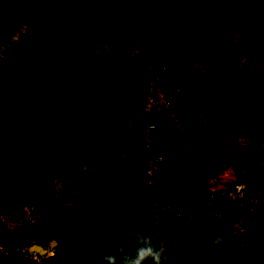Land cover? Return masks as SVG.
I'll use <instances>...</instances> for the list:
<instances>
[{"label": "trees", "instance_id": "16d2710c", "mask_svg": "<svg viewBox=\"0 0 264 264\" xmlns=\"http://www.w3.org/2000/svg\"><path fill=\"white\" fill-rule=\"evenodd\" d=\"M37 1L41 4L38 3L43 15L49 11L54 12L51 25L47 26V30H41L39 26L42 20L33 23L27 18L24 23L26 28L21 35L10 45L0 48V69L12 66L13 59L9 54L11 50L24 48L29 42H37L34 49L40 51L38 46L43 44L45 48L42 63L39 69H33V75L36 84L45 90L48 100L41 98L43 103L38 108L36 120L26 132L24 143L19 140H0V170L10 177L11 181L6 183L8 186L12 182L15 186L23 187V193L26 194L22 199L23 203L32 206L38 213L39 243L55 239L59 244L41 264H103L101 259L103 254L114 252L117 244L128 247V241L135 239L134 234L137 231L150 235L158 246L155 242L157 233L153 225H150L152 216L149 210L148 183L143 162L137 158H129L127 163L123 164L119 155V144L125 127L123 115L120 113V108L125 106V102L114 94L120 82L119 69L116 78L111 82L108 81L101 66L85 65L82 71H78L80 81L72 83V87L69 88V105L58 100L60 84L56 81L55 73L66 45L88 36L107 34L116 36L125 44L135 43L150 31L160 17L169 12V7L160 0H28L30 8L35 6L34 3ZM16 2L17 0H0V41L10 38L16 30ZM218 11L222 17L236 21L255 19L261 26L264 0H218ZM29 34L34 36L33 41L28 37ZM202 43L199 33H196V29L191 25L186 30L183 41V60L188 57L194 59L193 53H197L201 59ZM223 43L221 38L213 40L214 50L223 46ZM32 57L30 51L29 55L19 59L22 64L27 65L28 61H32ZM183 60L179 59L175 63L182 66ZM236 69L241 73L237 76L234 97L226 96V88L217 94L219 98L210 96L218 103V110L224 114V117H214L210 126L201 125L199 121L194 122L186 130L190 139L194 140L200 132L209 137L221 134L228 139L227 146L231 147L234 141H239V135L251 141L254 135L264 137V126L259 119H254L248 113L254 91L259 93L262 89L257 85L251 86V80L245 73L252 70L251 67H236ZM141 76L138 68L137 77L141 79ZM104 90L108 92L106 96L98 95ZM203 96L204 94L200 97L205 101L208 100ZM60 108L64 110L63 119L68 127L67 136L72 143L69 147L64 146L60 139L53 138L50 133V127L54 125L52 119L57 116L56 111ZM186 111L182 109L181 113L184 114ZM141 119L144 120L143 115ZM140 125L143 123L140 122ZM139 127L141 126L132 128V135L138 132ZM237 127L240 129L238 133ZM20 145L22 149L19 148ZM180 148V144L173 145L175 153ZM207 150L209 151L208 145L194 144L193 153L198 156V161L193 160L190 165L183 166L181 171L172 172L164 178L152 177L155 187L158 190L173 191L176 196L181 193L185 185V181L183 185L179 184L181 181L179 176L181 177L182 174L198 175L200 168L204 169L205 173H211L213 169L235 166L237 162L258 165L255 147L250 144L238 146L233 153H229L230 150H223L215 154L209 153L207 157L203 156ZM58 176L76 180L81 201L112 209V214L87 219L85 223L87 222L88 227H85L79 218L68 222L64 209L58 204L53 191V180ZM198 179L202 180L199 176L195 183ZM177 188L178 192H175ZM188 188L193 198L199 189L194 184L188 185ZM190 201L189 197L185 200L187 205ZM218 203L226 206L223 200ZM2 205L0 201V206ZM260 208L257 216L261 212ZM184 215L182 213L178 216L167 212L164 216L173 223L185 219ZM194 219L197 220L195 215ZM144 222L147 226L141 230ZM195 227L194 224L190 226L183 224L176 228L166 227L163 230L162 225L160 226L163 240L165 238V246L169 250V262L228 264L225 242L214 243L207 248L200 243L195 244ZM98 232L107 239L103 254L100 243L92 236L93 233ZM171 233L173 236L176 235V245L169 241L167 235ZM179 234L185 236L184 242L177 239ZM255 243L261 246L259 253L264 250L262 237H259ZM171 246L175 247V251ZM190 259L193 263H189ZM254 262L264 264V260H259L258 257ZM239 263L245 264L242 258ZM246 264L253 263L246 261Z\"/></svg>", "mask_w": 264, "mask_h": 264}, {"label": "rangeland", "instance_id": "374dc122", "mask_svg": "<svg viewBox=\"0 0 264 264\" xmlns=\"http://www.w3.org/2000/svg\"><path fill=\"white\" fill-rule=\"evenodd\" d=\"M154 1V0H148ZM163 1L168 7L169 12L160 17L156 23L152 26L150 31L140 40L132 44L122 43L116 36L107 34V35H93L88 36L83 39H79L71 44H68L64 47L62 51V60L55 73L56 81L60 84L58 90V100L65 105H69L68 96L69 88L72 87V83L80 81V76H78V71H82L85 65H98L101 66L102 70L106 73L108 81L113 82L117 76V71L119 69L120 79L116 87V93L118 98L126 103L129 97L139 99L141 95L142 82L137 77L139 65L142 63H149L156 65L160 62H173L177 60H183L182 57V48L183 41L186 35V30L193 25L196 29V33H199V38L201 41H204L205 35L202 29L201 21L199 19H205L203 15H208L211 18L212 25H221V18L218 11V0H160ZM207 1L209 3H207ZM35 2V6L30 8L28 0H17L16 2V30L8 39L0 41V48H4L6 45H10L14 39L21 35L22 31L26 28L24 25L26 19L40 22L42 20L41 26L39 28L47 30V26L51 25L52 16L54 17V12L49 11L46 14H42V9L40 5ZM210 7V8H209ZM30 12V15L28 16ZM199 13V15L197 14ZM32 14V15H31ZM227 18V17H226ZM197 20V21H196ZM227 20V19H226ZM252 20V21H251ZM240 21L243 24L240 26H245L248 22L250 26L256 23L255 19ZM36 22V23H37ZM252 24V25H251ZM257 24V23H256ZM259 24V23H258ZM262 24V23H261ZM235 27L237 25H234ZM207 27V26H206ZM37 31V30H36ZM217 29H215V34H217ZM38 32V31H37ZM28 37L33 41L34 36L29 34ZM46 38V37H45ZM258 38V37H257ZM255 38V39H257ZM216 37H212L211 40H215ZM36 40V38H35ZM38 40V39H37ZM37 46L36 43L29 42L24 48H16L9 52L10 56L13 59L12 66H8L6 69H0V140H11V141H21L24 143L26 140V132L33 124V121L37 118L38 108L43 102L42 99L48 100L46 97L45 90L36 84L35 77L33 75V69H39L42 63V57L44 52L43 44L39 45L40 51L34 49ZM23 47V46H22ZM32 49V50H31ZM30 51L33 54L32 61H28V64H22L19 58L29 55ZM136 53L134 59L129 57L130 53ZM231 58V57H230ZM188 58H185L181 63L184 69H189L191 66H188ZM199 60L197 55L194 59ZM20 63L22 65H20ZM20 67H17L19 66ZM118 66V67H117ZM35 71V70H34ZM37 72V71H35ZM191 72V71H190ZM238 72V71H235ZM262 78L256 84L257 86L263 85L264 81V67L261 68ZM241 72H239L240 74ZM246 75L253 80L255 78L254 70H249L245 72ZM235 76V73L234 75ZM255 80V79H254ZM130 81V84H129ZM191 83V82H190ZM229 91L226 93L227 97H234V92L237 89V84L235 85L232 81L230 82ZM262 88V87H261ZM264 89V88H263ZM186 94L194 105H199L202 103L203 98L200 96L208 92L205 88H196L194 84L185 85ZM264 91L256 92L251 99L250 107L248 113L251 114L254 119H259L261 125L264 126ZM107 91L104 90L102 94L98 95H107ZM213 96H216V92H212ZM197 94V95H195ZM42 98V99H41ZM65 107V106H64ZM259 107V116H254V109ZM175 110L182 115L180 107H174ZM42 109V108H41ZM63 108H60L56 111L57 116L52 119L54 125L50 127V133L53 138H58L61 140L64 146H71L70 137H68L67 132V123L63 119ZM253 111V112H252ZM263 111V112H262ZM158 122L156 135L159 137L157 143L153 145L155 149H158L166 144V141H171L175 143L179 142L182 134L176 133L173 127L170 125L168 119V112L162 111L160 115L155 118ZM140 121V118L138 119ZM137 121V122H138ZM56 123V124H55ZM237 133L240 129L237 127ZM132 135V133H130ZM188 133L186 132L185 135ZM240 134V133H239ZM238 134V135H239ZM256 135H254L255 137ZM239 137H241L239 135ZM263 138V135H262ZM161 144V145H159ZM236 146V141H234ZM234 145L228 147L224 146V151H229L233 153L236 148ZM22 145L19 146L20 149ZM159 146V147H158ZM120 147V144H119ZM238 147V143H237ZM121 149V147L119 148ZM210 151V152H209ZM204 152L203 156H208L214 154L209 148ZM127 159L137 158L143 162L142 152L139 144L136 141L126 142V148L124 151ZM175 155L176 153L173 152ZM208 154V155H207ZM172 165L162 168L159 172L154 174V176L159 178H164L172 172L181 171L183 168L182 161H178L176 158L172 160ZM251 167V172L246 170L244 172H249L247 178L244 180L246 185L245 194L250 193L253 185V178L259 175L258 165L249 163ZM198 178L200 176L201 181L195 183L196 188L199 189L197 193L202 197L206 198L207 193L210 191L208 187L216 186L211 183V173H205L204 169L199 170ZM153 176V177H154ZM204 176V177H203ZM203 177V178H202ZM252 177V178H251ZM251 179V180H250ZM11 181L10 177L3 174L0 170V201L5 205L6 209H9L12 213H18L24 211V208L35 211L32 206L24 204L22 199L26 196L23 193L22 186H15L11 182L10 186L6 183ZM163 183V181L161 182ZM14 184V185H13ZM183 185L182 182L179 183ZM14 186V187H13ZM78 183L74 179H64L62 176H58L53 180V191L56 197L58 204L64 209L66 218L68 222L79 218V220L85 224V227H88L87 222L85 221L91 217L96 216H110L112 214V209H105L102 207L94 206L87 202L81 201L78 194ZM163 187L164 185H160ZM206 192V193H205ZM194 194V195H195ZM193 195V196H194ZM186 200V199H185ZM182 199L181 193H178L175 196V201L185 202ZM74 203V208H73ZM193 203L192 200L188 204ZM206 209L207 205L205 206ZM206 210V211H207ZM201 211V210H200ZM195 215L198 220L206 219L202 214L203 213H192ZM197 214V215H196ZM201 215V217H200ZM217 224L227 226V221L229 220V215L226 219H214L211 218ZM227 220V221H226ZM225 228V227H224ZM100 232L92 234L94 238L100 243L101 253H104L106 247L105 239ZM222 238V236H221ZM201 242V241H200ZM172 247V246H171ZM116 251V250H115ZM107 254V253H106ZM104 255V254H103ZM119 264V260H118Z\"/></svg>", "mask_w": 264, "mask_h": 264}, {"label": "built area", "instance_id": "2783aa9c", "mask_svg": "<svg viewBox=\"0 0 264 264\" xmlns=\"http://www.w3.org/2000/svg\"><path fill=\"white\" fill-rule=\"evenodd\" d=\"M262 27L257 39H252L244 47L242 53L235 60L230 61L232 66L251 67L255 72V80H251V86L255 87L262 78L261 68L264 67V16L261 20ZM136 53L129 54L134 59ZM141 71L142 89L139 99L129 97L125 106L120 108L123 115L125 127L120 142L119 155L123 164L127 163V157L124 153L126 142L136 141L141 149L143 158V168L148 183V201L151 212V224L157 233L158 246L164 244L162 230L160 229L162 218L167 212L181 215L187 213V204L183 201L178 203L172 192L158 190L155 187L152 177L162 168L172 165V160L182 161V166H188L194 160L198 161V156L193 153L194 144L208 145L212 152L223 151L224 146L228 144V139L223 135L215 136L200 132L193 140L186 134L188 127L199 121L201 125L210 126L214 117L223 118L224 114L218 110V103L214 99L202 100L199 105H194L192 100L186 94V69L173 62H160L156 65L142 63L139 65ZM197 95V94H195ZM174 107L186 109V113L179 115ZM162 111L168 112V121L176 133H181V139L176 144H180V150L173 153L175 143L166 141L164 147L155 149L153 145L157 143L159 137L156 135L157 120L155 119ZM144 117V120L141 117ZM140 118V121L138 119ZM138 121V122H137ZM140 122L143 125H140ZM200 125V126H201ZM139 127L135 135H131L133 127ZM238 135V134H237ZM236 141L237 148L240 145L248 144L255 147L256 161L258 163L259 175L253 178V185L250 193H244L243 197L235 192V186L243 183L247 174L251 172L249 164L237 162L235 166L213 169L211 183L216 184L209 188L206 198L208 216L214 219L229 220L224 235L226 259L228 264H240L242 252L247 245L255 243L259 237L264 239V224H255L253 221L258 214L260 194L264 193V137L257 135L251 139L245 136L238 137ZM161 145V144H159ZM193 154V155H192ZM249 170V172H244ZM182 177V178H181ZM181 180L185 185L181 189L182 199L187 197L192 200L191 190L188 185L194 184L198 178L197 174H182ZM252 178V177H251ZM251 180V179H250ZM162 192V193H160ZM164 192V193H163ZM167 192V193H166ZM169 192V193H168ZM191 195V196H190ZM224 198L226 206L220 205L218 201ZM223 206V207H222ZM228 210V211H227ZM192 219V216H189ZM264 222V221H263ZM39 224L38 213L24 208V211L12 213L0 206V264H41L45 257L52 251L39 255L29 252L31 245L39 243ZM194 221H190L193 225ZM185 236L181 239L185 241ZM128 248L135 247V239H130ZM175 248V247H174ZM175 251V249H173ZM181 254V251H179ZM257 257L264 260V250ZM189 263H193L190 259ZM168 264H171L168 261Z\"/></svg>", "mask_w": 264, "mask_h": 264}, {"label": "crops", "instance_id": "0c3cea01", "mask_svg": "<svg viewBox=\"0 0 264 264\" xmlns=\"http://www.w3.org/2000/svg\"><path fill=\"white\" fill-rule=\"evenodd\" d=\"M207 3L209 2L207 1ZM197 14L199 15V13ZM202 16L205 19L204 20L199 19V20L201 21L202 29L204 30L202 31V33L204 32L205 40L202 41L203 45L200 48L201 59L200 61L197 59H195L194 61H192L191 58L188 59L187 65L191 67L189 69L187 68L186 84L188 85L194 84L195 87L199 86L200 88L204 87L205 89L208 90V92L204 94L205 97H208V95H210L211 97L217 99L219 97L217 95L216 96L211 95L213 94L212 92H216L217 94H219L221 90L226 88L225 93H227L229 91L228 85L230 84L231 81L235 85L237 84L238 82L237 76H239V71L236 69V66H232L230 61L231 59L235 60L238 57V55L242 53L246 44H248L252 39L257 38V36L260 33L262 24L260 26L258 23L257 24L255 23L253 25L251 24L252 26H250V24L247 22L245 26H240L241 24H243L242 22L236 21L234 19H230V18L227 19L225 17H222L221 25L214 26L211 24V21H209L207 14L206 15L202 14ZM234 25H237V26L235 27ZM215 29H217L216 31L217 34L213 35L215 33ZM210 36L216 37V39H219V38L223 39V42H224L223 46H221L217 50H214L213 40H211L212 38H210ZM193 54L195 57L197 56V53H193ZM235 71H238V72H235ZM234 73H235V76H232L234 75ZM260 83H261L260 88L262 87L261 89L264 91L263 89L264 81H263V85H262V82ZM251 106L252 104L249 105V110L252 109V108L250 109ZM252 114H254V116L256 115L259 116V107L254 109V113ZM262 114L264 115V113ZM211 177H212V173H211ZM169 178L171 177L169 176ZM179 179H181L180 176H179ZM180 182L183 183V180H181ZM211 187L213 188L214 186H211ZM211 187H208V189ZM178 188L177 190H175V192H178ZM171 192L173 194V191ZM173 196L175 195L173 194ZM206 198L202 197L201 195L195 194L192 198L193 203H191V205L190 204L187 205V213H184L185 219L182 218L181 220H176L177 222L171 223L169 222L168 218L166 219V217H163L162 222H161L162 229L165 230L166 227L176 228V227L182 226L183 224H185V226H190V221H194V225H196L195 235H194L195 244L200 243V245H204L207 248V247L212 246L214 243H218L221 241L225 242L224 235L226 232V226L215 223L214 221L211 220V216L206 215L208 214V211H206L207 209L205 207L207 203ZM220 200H223V199H220ZM259 205L261 206L260 208L261 212L253 220L256 225L258 223L264 224L263 222L264 221V193L260 194ZM198 212L203 213L202 215L206 219L205 220L201 219L200 221L198 220L197 222V220L194 219V214L192 213H198ZM189 216H192V219H190ZM146 226L147 225L145 224V222L144 224L142 223L141 230H143ZM260 226L263 227L264 225H260ZM167 236L169 237L170 242H173L175 245L177 244V242H175L176 235L173 236V234L171 233V234H168ZM178 237L180 239L179 238L177 239L181 241V239L184 236L183 234L181 235L179 234ZM155 238H156L155 242H158L157 237ZM164 244H165V238H164ZM168 244H172V243H168ZM260 247L261 246L257 245V243L247 245L244 248L242 255H241L242 262L246 264V261H249V263L255 264L254 261L261 249ZM171 248L172 250L175 249L174 247H171Z\"/></svg>", "mask_w": 264, "mask_h": 264}, {"label": "clouds", "instance_id": "9594fccd", "mask_svg": "<svg viewBox=\"0 0 264 264\" xmlns=\"http://www.w3.org/2000/svg\"><path fill=\"white\" fill-rule=\"evenodd\" d=\"M245 188V184H237L235 192L243 197ZM134 235L135 247L129 249L124 244H117L116 251L101 257L103 264H118V260L119 264H168L169 250L165 245L157 246L150 235L141 231Z\"/></svg>", "mask_w": 264, "mask_h": 264}, {"label": "water", "instance_id": "95a60500", "mask_svg": "<svg viewBox=\"0 0 264 264\" xmlns=\"http://www.w3.org/2000/svg\"><path fill=\"white\" fill-rule=\"evenodd\" d=\"M58 242L55 239H48L40 244H34L29 247V252L37 253L39 255L46 254L52 251L58 246Z\"/></svg>", "mask_w": 264, "mask_h": 264}]
</instances>
